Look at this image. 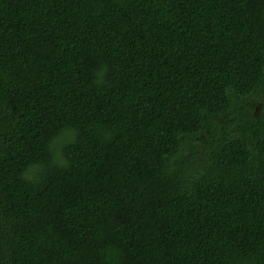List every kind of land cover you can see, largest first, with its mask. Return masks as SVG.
<instances>
[{
    "label": "trees",
    "instance_id": "1",
    "mask_svg": "<svg viewBox=\"0 0 264 264\" xmlns=\"http://www.w3.org/2000/svg\"><path fill=\"white\" fill-rule=\"evenodd\" d=\"M0 264H264V0H0Z\"/></svg>",
    "mask_w": 264,
    "mask_h": 264
}]
</instances>
